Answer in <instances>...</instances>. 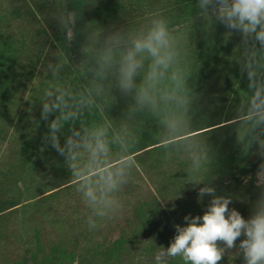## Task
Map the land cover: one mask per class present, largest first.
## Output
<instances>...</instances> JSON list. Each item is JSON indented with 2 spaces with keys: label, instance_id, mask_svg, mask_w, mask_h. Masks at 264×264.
<instances>
[{
  "label": "clouds",
  "instance_id": "9594fccd",
  "mask_svg": "<svg viewBox=\"0 0 264 264\" xmlns=\"http://www.w3.org/2000/svg\"><path fill=\"white\" fill-rule=\"evenodd\" d=\"M96 2L53 0L50 17L65 48L77 36L81 10ZM184 23L179 30L164 11L155 10L138 24H85L80 61L71 63L65 52L47 64L51 79L40 102V119L48 128L43 140L64 157L89 210L88 228L95 230L98 221L123 214L122 193L136 167L132 153L151 121L165 160L182 155L185 161L184 180L167 200L181 197L185 184L198 188V203L210 197L202 215H185L184 225H174L167 247L154 242V264H223L225 257L228 264L236 259L264 264V0H194ZM216 24L224 26L227 37L240 38L234 60L246 86L238 89L231 123L242 154L260 158L255 173L260 191L247 218L229 207L231 193H217L213 148L193 119L198 95L190 83L191 35ZM67 67L77 70L76 83L62 82ZM117 92L128 102L114 119L109 112Z\"/></svg>",
  "mask_w": 264,
  "mask_h": 264
},
{
  "label": "rangeland",
  "instance_id": "374dc122",
  "mask_svg": "<svg viewBox=\"0 0 264 264\" xmlns=\"http://www.w3.org/2000/svg\"><path fill=\"white\" fill-rule=\"evenodd\" d=\"M78 2L73 0L76 5ZM185 2L97 0L94 7L81 10L77 36L84 40V25L89 22L103 28L138 24L146 22L155 10L164 11L177 29L184 30V21L192 11L184 13ZM52 9L53 0H0V207L4 208L0 211V264H61L64 250L71 251L70 264H154L155 244L167 247L175 235L174 225H184L185 215H202L210 197L206 195L202 203L197 202L198 194L167 200L176 194L178 182L186 175L185 161L182 155L165 160L162 149L155 147L158 130L149 121L136 148L143 149L132 153L136 167L122 193L123 214L98 221L97 229L89 230V210L76 180L64 157L43 140L48 128L40 119V102L51 79L47 64L65 52L71 63L81 59L65 49L63 34L50 17ZM225 33L224 26L216 24L209 32L197 29L191 35L188 62L193 72L190 83L198 95L193 112L200 125L197 131L233 118L227 109L234 112L238 89L246 86L234 60L240 38ZM76 76L75 67H67L62 82L76 83ZM116 96L109 114L119 119L128 101L118 92ZM206 136L213 148L215 179L225 166L248 161L250 155H243L236 143L234 127ZM63 139L61 136V143ZM238 180L216 190L218 194L231 193L229 207L247 218L260 190L243 188L245 183L256 185L255 176L247 181L241 175ZM162 200L174 207L156 212L139 205ZM223 264H228L227 257ZM234 264H241V259Z\"/></svg>",
  "mask_w": 264,
  "mask_h": 264
},
{
  "label": "trees",
  "instance_id": "16d2710c",
  "mask_svg": "<svg viewBox=\"0 0 264 264\" xmlns=\"http://www.w3.org/2000/svg\"><path fill=\"white\" fill-rule=\"evenodd\" d=\"M194 4V0H186V2L183 4V10L184 13H188L190 10H192ZM84 43V40L79 38L78 36H76V38L72 41L71 45L67 48H65L67 51H71L72 53H74L75 56L77 57H81V46ZM232 109V108H231ZM231 109H227V113L229 112V114L227 115H233V113H231ZM233 120V118H231ZM231 119H227L226 122H220V123H216L218 125H210L205 127L206 129H203L201 131H197L200 133H206L210 134L218 129H222V130H228L229 128H232L233 125L231 123ZM213 121V120H212ZM209 127V128H208ZM155 147H159V144L155 145ZM160 148V147H159ZM143 149V148H141ZM138 149V150H141ZM136 150V151H138ZM260 163V158L254 155H250L248 157V161L245 163V165H237V162H235L233 164V166L225 168L220 172L221 176L217 177L216 179H214V186L216 187V189H222L225 188L228 185H232V184H237L239 183V176L244 175V178L247 179V181L253 180V177L255 176V173L257 171V168L259 166ZM239 171V172H238ZM228 180L226 178L223 177L226 176ZM184 180V179H183ZM182 180V181H183ZM182 182H178V185H181ZM202 186V185H201ZM250 188L253 187L256 190H259L256 185H254L253 183L250 184H246L243 185V188ZM182 197H186L188 195H193V194H198V188L197 189H193L192 186L190 184H185L184 187L182 188ZM14 205L13 203L10 202V206ZM140 207L145 206V207H149L152 208V210L154 211H163L166 212L170 209H172L174 207V205H170L169 203H164L163 206L161 205V203H158L156 201L153 202H148V201H144L141 202ZM9 206H6V208ZM4 208L0 207V211L3 210ZM71 251L70 250H64L62 252V256L64 258V261L61 264H70L71 262Z\"/></svg>",
  "mask_w": 264,
  "mask_h": 264
}]
</instances>
